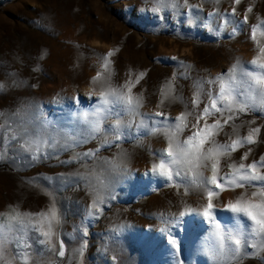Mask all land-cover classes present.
<instances>
[{"label":"rangeland","instance_id":"1","mask_svg":"<svg viewBox=\"0 0 264 264\" xmlns=\"http://www.w3.org/2000/svg\"><path fill=\"white\" fill-rule=\"evenodd\" d=\"M261 49L264 0H0V213L31 214L9 237L10 264H264V234L229 208L264 203V181L238 180L241 163L264 157L262 90L244 75L264 74L251 63ZM126 84L139 101L134 116L100 96L127 94ZM216 121L203 152L259 129L254 142L219 150L222 187L209 183L214 161L196 167L195 177L177 178L175 165L171 181L151 172L170 160L176 123L186 125L176 134L183 145ZM229 173L237 184L220 179ZM255 173L264 175V165ZM210 191L225 249L236 247L229 231L241 238L235 254L211 251L215 224L203 216ZM53 203L57 219L44 237L38 229L48 231L47 221L37 223L36 214Z\"/></svg>","mask_w":264,"mask_h":264},{"label":"snow or ice","instance_id":"2","mask_svg":"<svg viewBox=\"0 0 264 264\" xmlns=\"http://www.w3.org/2000/svg\"><path fill=\"white\" fill-rule=\"evenodd\" d=\"M241 0H235L236 4H239ZM248 12L252 11V8L249 7L247 9ZM232 15H235V9H233V12L231 13ZM248 22V17L247 15L244 16L243 18V23ZM109 56L112 55V53H108ZM253 65H256L260 69H264V49H261V56L258 57L257 59H253L251 61ZM107 66V65H105ZM237 71V66L233 65V67L229 70V78L230 79H235V74ZM143 74H141L142 76ZM245 76L250 77L256 81V83L261 87L262 93L260 96V101L264 103V74L261 73H255V72H247L244 73ZM220 79V87H219V96L222 100L228 101L230 99V96L228 95V88L227 85L223 82V78H218ZM138 82V81H136ZM0 87H3L0 85ZM126 87L128 85L126 84ZM111 95L114 99L109 100L108 96ZM101 99L103 100L104 104H109V103H123L126 104L128 107L126 111L130 115H135L137 108L139 106V101L134 100V98L131 95V88L128 87V93L125 94L123 91L119 89H113L110 90V92H101L100 94ZM217 100L216 98H212L210 100V106L212 108H216ZM225 107H230V105L226 104ZM244 109V106H241V111ZM217 111H220V109H217ZM119 113H117L118 115ZM205 116L209 115V108L206 107L204 109ZM162 114L156 113L155 116H160ZM151 118V117H150ZM233 117L228 116L227 119L231 120ZM176 121H183L184 120V115L182 114L181 116L175 117L174 118ZM197 121H199L200 116L196 117ZM130 123V122H129ZM157 123H160V121H157ZM186 125H183L181 123H176L174 125L176 132H169L168 133V146L166 149V156L170 158V160L166 161L164 158H161L159 160L158 164H153L151 168V172L156 175H160L168 179L169 181L173 180V169L170 165H175L176 171H175V176L177 178H183L187 176V171H192L193 172V177H195L197 174L195 172V168L199 167L204 161H214L211 165L212 167V176L210 177L209 183L216 185V187H222L221 184L217 183V166H218V160L216 157L220 155L219 150L220 149H235L239 144L241 143H252L254 142V134L259 131V129H250L249 133L246 138L243 139V141H236L231 144H216L214 147L209 148L206 152L202 151L203 145L206 143V137L208 136L207 133V128H212V129H219L220 128V122L216 121L212 125H206L205 126V133L204 135H201L199 131H197L194 135H191L187 138L186 142L181 145L177 138L176 134ZM193 127H197L196 125H193ZM155 130V129H153ZM215 133H213L214 135ZM197 136L200 137L199 141H197ZM49 139L51 137L46 136L43 140L42 143L48 144ZM55 141L53 140V143ZM215 143V142H213ZM165 154V150H161L160 156L163 157ZM86 155H92V153H87ZM247 153L244 154V159L247 158ZM38 155H33L32 159L36 160L38 159ZM257 163L264 165V157H261L259 162H253L251 165H248L247 167L241 163L239 165V170L242 174L238 176L239 181H246L251 183L252 181H264V175H258L255 173V170L257 169ZM232 168H236V165L233 164L231 165ZM249 169H251V173L249 172ZM183 170V174H182ZM49 179H51L49 177ZM220 179L226 180L232 184H237L238 181L236 179V174L235 173H229L225 174L224 177H221ZM208 199L209 203L207 204V207L204 208L203 210V216L205 218L212 219L214 224H215V232L213 235L217 238L216 245L213 246L211 251H213L214 254L217 255H227L228 252H231L233 254L237 253L240 251V246H241V238H238L237 235H234L231 231H229L228 238L230 240H233L235 243V248H229L225 249V233L221 230V224L217 221L214 220L213 218V204L211 203L212 199V192L210 191L208 193ZM93 207H95V204H93ZM230 210L235 213V214H240L243 213L247 217L251 219V221L254 222V228H253V233L255 234H264V203H252L249 201L248 203H241L237 201L235 204H230L229 205ZM31 214L24 213L21 214L19 212H16L15 215L9 216L6 213H0V218L7 217V222H4L2 219H0V264H10V260L8 259L9 257V250L7 248V243L9 240V237L13 232H18L20 231L24 226H25V217H29ZM181 217L185 215V213L180 214ZM36 216L39 218L37 219V223H41V221H47V226H48V231H43V229H38L41 234L44 237H51L52 235V221L54 219H57V209L55 206V203L52 204V206L49 209V212H41L36 214ZM237 223H239V220H237ZM35 227V225H34ZM45 241H41V243H44ZM175 243V241H173ZM17 247H21V245H17ZM220 250V251H218ZM64 251L60 250L59 251V256L63 257L64 256ZM26 264V261H25Z\"/></svg>","mask_w":264,"mask_h":264}]
</instances>
